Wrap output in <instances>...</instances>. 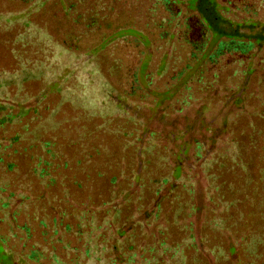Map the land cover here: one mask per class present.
I'll use <instances>...</instances> for the list:
<instances>
[{
	"label": "rangeland",
	"instance_id": "obj_1",
	"mask_svg": "<svg viewBox=\"0 0 264 264\" xmlns=\"http://www.w3.org/2000/svg\"><path fill=\"white\" fill-rule=\"evenodd\" d=\"M63 1L0 0V158L14 165L10 171L0 168V203L9 204L0 208V264H37L24 256L30 249L22 246L23 225L32 243L39 244L45 258L40 264H52L51 251L60 256L64 239L74 243L71 229L80 218L77 184L102 197L107 177L119 178L120 170L164 172L179 163L182 173L189 172L193 162L185 151L195 141L206 149L212 139L219 144L246 136L264 138V44L253 40L264 35V0H212L218 15L232 27L239 25L240 39L252 47L243 56L223 52L208 61L224 39L208 32L206 46L193 63L176 29L159 37L165 28L158 30L159 14L149 12L152 0H85L83 6L100 9L89 28L69 21ZM191 4L178 5L181 20L195 16ZM67 36L89 50H64ZM187 64L190 68L174 79ZM37 108L42 122L33 113ZM6 115L12 118L3 121ZM38 122L45 125L42 130ZM24 127L30 134L4 150ZM37 135L53 147L47 152L36 149ZM147 141L157 155L150 162L139 155ZM166 152L176 156L163 162ZM85 156L89 158L80 163ZM36 164L46 174L42 179L29 172ZM53 169L65 178L53 176ZM11 210L15 223L9 218ZM130 214L124 207L113 220L108 218L116 246L103 256L113 259L124 253V262L114 264H125L132 253L133 264H139L141 250L129 251L131 242H155L157 247L158 227L168 216L165 212L156 224L139 230L133 224L143 216L126 220ZM182 222L180 218L165 232L168 242L182 237ZM119 228L125 231L121 238L114 235ZM68 258L62 255L61 260ZM205 261L195 264H213Z\"/></svg>",
	"mask_w": 264,
	"mask_h": 264
},
{
	"label": "trees",
	"instance_id": "obj_2",
	"mask_svg": "<svg viewBox=\"0 0 264 264\" xmlns=\"http://www.w3.org/2000/svg\"><path fill=\"white\" fill-rule=\"evenodd\" d=\"M84 1L64 0L62 6L72 24L89 28L95 24L97 10L100 9L87 8L82 5ZM186 1L192 2L195 16L181 20L178 5ZM151 5L149 12L153 14L157 11L159 14L157 29L165 28L160 31L159 37L168 35L171 28L176 29V33L183 37L190 48L192 63L203 52L208 41V32L224 38L206 57L208 61L215 60L223 52L243 56L252 47V42L240 39L239 25L232 27L231 22L226 23L218 15L212 0H152ZM79 6L82 7V12L79 11ZM253 40L264 44V35H257ZM62 46L64 50L77 53L89 50V47H80L76 39L68 36L63 39ZM189 66L187 64L182 67L173 78L178 79ZM132 82L136 84L135 74L132 75ZM197 82H202L201 75H198ZM135 89L138 87L135 86ZM71 98H75V95ZM40 112L39 108L33 110L37 119L42 122ZM11 118V115H6L2 120L9 121ZM40 122L37 125L42 130L45 125ZM28 132V127H24L14 133L8 139L9 145L3 149L29 135ZM252 137L246 136L245 139L241 138L243 140H219V144L212 139L206 149L202 148L204 143L195 141L193 147H188L185 151V158L193 162L188 168L189 172L182 173V165L179 163L173 165L171 171L166 169L164 172L152 169L144 172L120 170L117 173L119 178L116 175L107 177L105 195L102 197H95L96 195L86 191V187L77 184L80 198L78 197L75 205L80 218L74 229H71L75 240L74 243L67 239L62 241L59 257L53 251L50 252L52 264H114L118 260L123 263L124 253L113 259L105 258L103 253L107 248L115 249L112 220L124 207L134 214H130L126 220L137 215L143 216L141 221L133 224L139 230L156 224L163 213L168 215L162 227H158L157 247L155 242L149 246H144L141 242L135 246L131 242L129 251L141 250L139 264H195L208 259L213 264H264V138ZM33 143L42 152L53 147L47 141H42L38 135L34 137ZM126 144L135 145L128 141ZM145 144L139 150V155L145 156L144 161L150 162L157 155L153 153L154 146L150 141ZM182 145L186 146L185 143ZM51 154L52 158L60 159L59 155ZM175 156L174 153L166 152L160 160L167 162ZM87 158L89 157H82L80 163H85ZM63 164L64 167L67 166L66 163ZM13 166L10 162L3 163L0 158L1 170L10 171ZM29 172L37 179L46 175L38 164L30 168ZM50 173L61 179L65 178L64 174L55 173L54 169ZM96 175L101 176L98 173ZM65 196H69L67 191ZM7 206L8 203H0L2 209ZM109 217L112 220H108ZM9 218L15 223L16 212L11 210ZM180 218L183 219L180 227L183 235L180 239L168 242L164 234L176 226ZM23 226L20 227L24 232L22 246L30 249L24 256L40 264L45 258L38 251L39 244L32 243L28 229ZM115 231L117 238L125 234L122 228ZM68 232L70 230L67 226L64 234L68 236ZM133 254L125 260V264H133ZM62 255L69 258L61 260Z\"/></svg>",
	"mask_w": 264,
	"mask_h": 264
}]
</instances>
